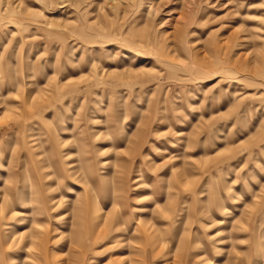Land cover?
I'll list each match as a JSON object with an SVG mask.
<instances>
[{
    "label": "rangeland",
    "instance_id": "1",
    "mask_svg": "<svg viewBox=\"0 0 264 264\" xmlns=\"http://www.w3.org/2000/svg\"><path fill=\"white\" fill-rule=\"evenodd\" d=\"M0 264H264V0H0Z\"/></svg>",
    "mask_w": 264,
    "mask_h": 264
}]
</instances>
